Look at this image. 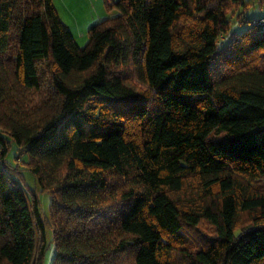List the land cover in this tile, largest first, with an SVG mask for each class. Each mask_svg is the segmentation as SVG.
Wrapping results in <instances>:
<instances>
[{
    "label": "trees",
    "instance_id": "16d2710c",
    "mask_svg": "<svg viewBox=\"0 0 264 264\" xmlns=\"http://www.w3.org/2000/svg\"><path fill=\"white\" fill-rule=\"evenodd\" d=\"M192 9L108 1L79 47L52 0H0V264H44L46 221L52 264H171L201 220L214 233L185 264H264V193L238 191L264 177V28L219 48L229 9ZM42 61L50 92L34 102ZM6 135L50 193L48 220L5 160ZM189 180L217 203L180 204ZM240 211L251 223L237 230Z\"/></svg>",
    "mask_w": 264,
    "mask_h": 264
},
{
    "label": "rangeland",
    "instance_id": "374dc122",
    "mask_svg": "<svg viewBox=\"0 0 264 264\" xmlns=\"http://www.w3.org/2000/svg\"><path fill=\"white\" fill-rule=\"evenodd\" d=\"M111 1V0H107ZM189 5L193 8L191 11L195 12L194 9V3L195 0H187ZM205 2L208 6H218L220 5L222 10L226 12L227 9L230 8V0H200ZM105 9V7H104ZM106 10V9H105ZM107 11V10H106ZM112 12V11H109ZM194 18H190L186 13H182L179 20L176 23L175 31L177 33H183V30L186 27L190 26V23L192 22ZM225 19L228 22V30L226 33H223L218 38L217 47L221 48L223 47L232 36H237L238 34L242 33L244 30H246L248 27H250L253 23L258 22L259 19H262L261 24L264 25V0H242V3H238L233 5L229 11L225 15ZM261 20H259L260 22ZM93 25V24H91ZM76 42V40H75ZM87 42V37L84 40L77 39V45L79 47H84ZM47 61H42L38 64V72L41 78L42 88L40 92H35L32 95V99L34 102L40 101L41 99H44L50 92V72H49V64H47ZM130 80L131 83L135 84L138 89H145V86L140 82L136 76L132 75L130 73ZM221 132H215L213 133V136L217 138L220 136ZM5 138L9 141L8 143V151L7 155L5 157L6 162L12 167L16 168L17 164L19 163L20 167V174L24 181V186L26 190L30 189L31 191L35 192L40 200V206L41 210L43 212V216L46 220L50 218V204H51V196L48 190L40 188L38 183L36 182L35 175L28 169L27 162L29 160L28 155L23 152L21 153L19 151V147L17 144L9 137L5 136ZM17 158V159H16ZM242 186L238 189L239 193L241 195L247 194H254V193H264V177L257 181H248L245 178H239ZM195 181L189 180L184 189L177 194L176 197L180 199L178 202L180 204H190L193 205L198 203H210V206H214L215 203H217L218 198L216 195H212V197H203V199H199V189H196V186L193 185ZM199 192V194H198ZM214 194H216L217 190L213 189L212 191ZM215 209V208H214ZM250 213H247V211H240L237 217V226L240 230L243 227L248 226L250 221ZM46 232L45 237L48 244V249L45 255L44 264H52L53 257H54V242H53V233L52 229L50 228L48 221H46ZM214 233V227L210 222L207 220H201L197 227L195 228V233L193 238H190L191 242H188L183 246V249H176L174 252H172L171 255V264H185L184 258V252H186L189 248H196L204 243L206 238ZM197 237V238H195ZM185 249V250H184ZM127 259H124V263H126ZM123 263V264H124ZM132 264V261H131Z\"/></svg>",
    "mask_w": 264,
    "mask_h": 264
},
{
    "label": "crops",
    "instance_id": "0c3cea01",
    "mask_svg": "<svg viewBox=\"0 0 264 264\" xmlns=\"http://www.w3.org/2000/svg\"><path fill=\"white\" fill-rule=\"evenodd\" d=\"M52 2L59 18L70 30L76 42L77 39H86L91 24L113 13L107 10V0H52Z\"/></svg>",
    "mask_w": 264,
    "mask_h": 264
},
{
    "label": "built area",
    "instance_id": "2783aa9c",
    "mask_svg": "<svg viewBox=\"0 0 264 264\" xmlns=\"http://www.w3.org/2000/svg\"><path fill=\"white\" fill-rule=\"evenodd\" d=\"M259 20H261V21L259 22ZM259 20H258V22H256L255 24H256L257 26L261 27V28H264V25L261 24L262 19H259Z\"/></svg>",
    "mask_w": 264,
    "mask_h": 264
}]
</instances>
